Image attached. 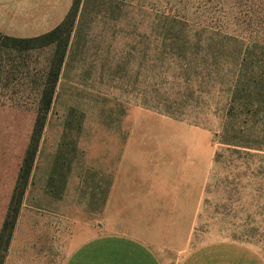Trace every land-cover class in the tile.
I'll use <instances>...</instances> for the list:
<instances>
[{
	"label": "rangeland",
	"instance_id": "374dc122",
	"mask_svg": "<svg viewBox=\"0 0 264 264\" xmlns=\"http://www.w3.org/2000/svg\"><path fill=\"white\" fill-rule=\"evenodd\" d=\"M54 48L0 43V227ZM60 64L2 264L138 218L163 264L226 241L264 262V0H79Z\"/></svg>",
	"mask_w": 264,
	"mask_h": 264
},
{
	"label": "crops",
	"instance_id": "0c3cea01",
	"mask_svg": "<svg viewBox=\"0 0 264 264\" xmlns=\"http://www.w3.org/2000/svg\"><path fill=\"white\" fill-rule=\"evenodd\" d=\"M70 5L71 0H0V33L14 37L41 35L63 20ZM114 193L112 196H116V192ZM131 194L129 191L125 197H131ZM147 201L148 198L134 200L133 205L136 210L141 208L140 211L145 212ZM138 221L134 223L136 227H132L130 231L122 229L128 228L132 219L120 220V230L99 231L95 226L86 227L88 234L79 233L80 236L72 237L71 241L74 244L64 264H163L153 250L152 241L136 230L138 227L146 226L140 218ZM175 264H264V262L257 253L226 241L190 248Z\"/></svg>",
	"mask_w": 264,
	"mask_h": 264
},
{
	"label": "trees",
	"instance_id": "16d2710c",
	"mask_svg": "<svg viewBox=\"0 0 264 264\" xmlns=\"http://www.w3.org/2000/svg\"><path fill=\"white\" fill-rule=\"evenodd\" d=\"M79 4V0H73L63 20L53 29L37 36L14 37L0 33V43L11 48H36L54 44V52L47 71L46 80L38 102L32 131L17 173L15 184L8 201L7 209L0 227V264L3 263L12 232L18 217L19 209L23 200L27 181L30 176L34 158L36 156L39 140L46 112L49 109L54 85L57 80L60 63L69 35L73 16Z\"/></svg>",
	"mask_w": 264,
	"mask_h": 264
}]
</instances>
